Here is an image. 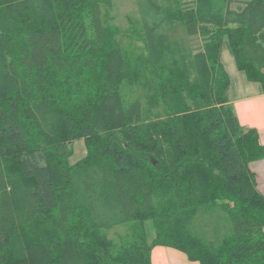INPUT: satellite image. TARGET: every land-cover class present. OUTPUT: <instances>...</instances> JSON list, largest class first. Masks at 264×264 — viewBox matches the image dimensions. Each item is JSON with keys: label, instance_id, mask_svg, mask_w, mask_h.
I'll return each instance as SVG.
<instances>
[{"label": "trees", "instance_id": "obj_1", "mask_svg": "<svg viewBox=\"0 0 264 264\" xmlns=\"http://www.w3.org/2000/svg\"><path fill=\"white\" fill-rule=\"evenodd\" d=\"M135 3L138 60L114 0H0V264H153L157 244L264 264L259 143L221 60L227 38L264 90V0Z\"/></svg>", "mask_w": 264, "mask_h": 264}, {"label": "crops", "instance_id": "obj_2", "mask_svg": "<svg viewBox=\"0 0 264 264\" xmlns=\"http://www.w3.org/2000/svg\"><path fill=\"white\" fill-rule=\"evenodd\" d=\"M224 52H226L225 41L221 51V60L231 79L227 88V96L235 108L243 127V133L254 132L258 140L260 157L248 162V168L257 183V187L264 192V90L260 82L249 80L246 73L239 69L233 54L230 56ZM158 248L166 256L165 264L167 262L176 264L178 257L183 259L185 256L174 248L164 246L155 247L154 253ZM154 253L153 262L157 264ZM191 264L195 263L192 262Z\"/></svg>", "mask_w": 264, "mask_h": 264}, {"label": "rangeland", "instance_id": "obj_3", "mask_svg": "<svg viewBox=\"0 0 264 264\" xmlns=\"http://www.w3.org/2000/svg\"><path fill=\"white\" fill-rule=\"evenodd\" d=\"M108 16L113 24L114 28L117 29L120 40L124 45L126 52L133 57L144 56L145 47L142 40V34L140 30V17L139 12L135 3V0H114L113 8L108 11ZM225 51L224 53H228V55L232 56V52L229 48L228 40L225 38ZM234 56V55H233ZM225 58V55H224ZM226 60V58H225ZM68 148L73 150L72 155L69 158L70 163H75L81 160L87 153L86 142L83 138H77L75 140H71L68 144ZM145 232L148 235V239L152 241L155 236V226L153 221L148 220L144 223ZM157 246L170 247L166 245L157 244L152 249V261L154 259L153 253L154 248ZM174 248V247H170ZM176 249V248H174ZM178 250V249H176ZM185 256L183 259H176V264H191L192 260H190L187 255L181 251ZM155 258L157 264H165L166 256L163 252L159 251V248L155 251ZM196 264V262H194ZM154 264V262H153ZM167 264H174L173 262H167Z\"/></svg>", "mask_w": 264, "mask_h": 264}]
</instances>
